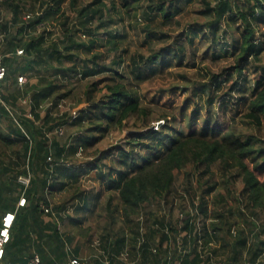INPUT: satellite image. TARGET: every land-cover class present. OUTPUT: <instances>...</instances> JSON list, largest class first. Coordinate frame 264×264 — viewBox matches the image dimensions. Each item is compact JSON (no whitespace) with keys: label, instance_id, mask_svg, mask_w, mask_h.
<instances>
[{"label":"trees","instance_id":"obj_1","mask_svg":"<svg viewBox=\"0 0 264 264\" xmlns=\"http://www.w3.org/2000/svg\"><path fill=\"white\" fill-rule=\"evenodd\" d=\"M155 43L162 45L142 52ZM0 54V213L25 199L0 264H30L34 255L40 264L51 256L68 264L67 245L70 256L81 245L103 250L94 264H122V253L134 260L131 252L140 264H264V223H251L264 210V141L239 129L242 122L260 129L264 121V0H0ZM209 57L232 64L222 73L202 69L201 81L182 75L184 88L197 85L183 106L159 114V131L145 125L130 134L128 149L96 151L92 166L101 179L96 192L87 190L82 178L89 171L80 168L88 159L76 157L89 156L92 145L130 117L145 121L152 114L138 86ZM199 73L193 75L200 79ZM97 77L85 85L84 105L78 100L57 112L72 96L65 90L73 81ZM233 93L245 107L236 121ZM107 154L108 166L101 164ZM215 165L222 187L213 182L198 202L180 206L185 220L173 218L166 209L179 194L176 175L184 171L193 191L201 186L193 173L212 175ZM236 180L239 198L230 188ZM231 200L243 204L240 218ZM153 203L165 213H149ZM65 218L69 229L62 230ZM84 223L92 226L78 232Z\"/></svg>","mask_w":264,"mask_h":264},{"label":"rangeland","instance_id":"obj_2","mask_svg":"<svg viewBox=\"0 0 264 264\" xmlns=\"http://www.w3.org/2000/svg\"><path fill=\"white\" fill-rule=\"evenodd\" d=\"M162 44L160 43H155L152 44L151 46L147 47V48H143L142 52L146 53V54H150L153 53L155 51V49H157L158 47H160ZM195 48H198L199 50L204 48L202 47L200 44H196ZM191 50H188V57L186 59V62L191 63L192 58H190L189 54H190ZM195 63H196V67L195 69L193 68H172L171 70H169L170 74H162L159 76H155L152 79L147 80L146 82H144L143 84H140L138 87V93L140 95L141 101H142V105H146L148 106L151 111L152 114L145 120L143 121V119L141 117H137L132 116L130 117L127 121H125V126L121 129H114V130H109L105 136H103L101 138L100 141H98L96 144L92 145V147H90L87 151V154L89 156H85L80 158V156H77L76 158L79 159L80 161H85V159H88V161L84 164H81V168L80 169H84L87 170L88 174L86 173L85 176H83L82 178V185L87 189V190H92L94 192L97 191L98 189V185H99V180L101 179V177L99 176V170H97L93 165V160H94V154L96 153V151L99 152H109L110 150L112 151L114 149V147H116L117 145H121L123 147H125L126 149H128V145H126V138L130 136V134L133 133H138L140 131H144L142 130L143 127L145 125H148L147 129H149L150 127L155 130V126L156 123L159 121V114L161 113H168L169 111L173 110L176 107H181L183 106L185 100L191 96V93L194 91V89H196L197 85L195 86H189L188 88H184L183 87V79H182V75H185V78L192 79L194 81H201L203 79L202 74L203 71L202 69L204 68H209L210 71H212V73H222L225 70H227L230 65L232 64V59H219V60H211L210 57L207 58L206 60H204V62L200 63L199 60L196 58H194ZM190 66V65H189ZM197 71L200 72V79L197 76H194L193 73ZM101 77H97V78H91L85 81H73V85L69 86L65 91L71 89L72 91V96L68 97L64 100H62L59 104V107L57 110V112L59 114H63L65 112H68V110L70 109V107L74 104H77L78 100H81L82 103L80 104V106L84 105V101H83V91L85 90V85L87 82H92V81H96L98 79H100ZM26 81V80H25ZM231 87L230 85H226L223 87L222 89V93H224L228 88ZM194 88V89H193ZM221 91L217 93V95H220ZM231 97V102L233 104H236V106H238V115L233 116V119L239 120L240 117L244 114L245 112V107H244V103L243 102H237L238 100V95L237 93H233L229 95ZM228 99V98H226ZM192 108V106H191ZM190 108V109H191ZM214 110H216L217 106H214ZM190 111V110H189ZM56 112V111H55ZM163 124L160 125V127L157 129V131H159L161 129ZM166 128H168V130L171 129L172 125L170 124H166L165 126ZM185 131H188V128L184 127L183 128ZM239 129L241 131L243 130H248L251 131L253 133L256 134V136H258V138H260L261 140L264 141V121L262 122V126L260 129H253L251 128L246 122H242V125L239 127ZM147 131V130H146ZM115 154L117 156H119L118 151H115ZM108 158H105L101 164L103 165H109L110 163V156L108 155ZM83 170V171H84ZM211 173L209 176H199V173L201 171H199L198 173H193L194 175V179L196 178L195 182L200 180L201 181V186L200 187H195L192 190H189L186 186V178L184 176V171H181L180 173H178L175 177V183H174V189H176L178 191V195L175 198L176 200H174L173 203H175L173 208L171 207V203H168V209L164 208L160 211V207L158 204L153 203L149 208V213H153V214H164L165 213V209L168 211L170 210V214L173 218H177L178 216L181 217V221L185 220V217H182L180 215V206L185 203L184 205H190V201L192 198L196 199V202H198L199 197L201 196V194L203 193V191H205L206 189L209 188V186L213 183L216 182L218 185H220L218 188L222 187L221 181H222V177L220 176V169L218 165H215L211 168ZM94 179H97L98 181H95ZM208 181V182H207ZM207 182V183H206ZM232 189L233 195H235L236 198H239V193L242 189V185L240 183L239 180L234 181L233 186L230 187ZM218 192L215 190V193ZM63 194H59V195H55L54 196V200L55 201H60L63 198ZM108 197L109 194H105L103 195V197L101 198V202L99 207L97 208V212L100 214H103L105 212V205L108 201ZM210 201H212V196H210ZM230 203H233V208H234V215L236 218H240V213L243 212V214L245 213V208L243 206V204H240L239 202H233L231 200ZM73 205H70V208L68 211H72ZM242 219V218H241ZM240 219V224L243 223L241 222L242 220ZM180 221V222H181ZM260 221L262 223H264V210L260 211L258 214V220H251V223L254 225H257V223H260ZM69 222L68 218H65L64 223L61 224V229L63 230L64 227L67 226ZM201 223L203 222V220L201 219L200 221ZM90 223H84L81 227V229L78 232H84L86 227L90 226ZM92 226V225H91ZM95 227V226H94ZM98 233V232H97ZM97 235V234H96ZM100 235L98 234L97 237H99ZM93 247H97L98 246V240H94V242L92 243ZM185 248L184 247H180L179 248V252L182 253L184 252ZM133 253V252H131ZM140 256L138 254H136V257H134V264H139L140 262ZM121 259L123 260H128L127 259V255L126 253L122 254ZM133 262V260H129V262Z\"/></svg>","mask_w":264,"mask_h":264},{"label":"built area","instance_id":"obj_3","mask_svg":"<svg viewBox=\"0 0 264 264\" xmlns=\"http://www.w3.org/2000/svg\"><path fill=\"white\" fill-rule=\"evenodd\" d=\"M17 54L18 55L22 54V51H17ZM2 60H3V56L0 54V87L5 78V67L3 66ZM18 83L19 85L25 83V78L19 77ZM161 124H164V122L158 121L156 123L155 130H157ZM59 134H62L61 129H59ZM21 182L26 186L28 185L29 178L21 179ZM24 205H25V199L24 197H21L18 201V206L22 207ZM45 211L47 212L48 210ZM14 219H15V213L7 212L2 216L0 221V263L3 259L5 246L10 241V231L13 226ZM30 264H40V258L37 255H34L33 258L30 260ZM69 264H84V262L79 261L77 259H71ZM214 264H221V263H214Z\"/></svg>","mask_w":264,"mask_h":264},{"label":"crops","instance_id":"obj_4","mask_svg":"<svg viewBox=\"0 0 264 264\" xmlns=\"http://www.w3.org/2000/svg\"><path fill=\"white\" fill-rule=\"evenodd\" d=\"M20 199V198H19ZM19 199L17 200V202H16V206H15V208H14V210H11V211H7V212H13V213H15V219H14V223H13V226H12V232H11V235H10V241H11V239H12V234H13V230L15 229V227H16V225H17V213L19 212V209L20 208H22V207H24V206H22V207H20V206H18V201H19ZM7 212H5V213H7ZM4 213V214H5ZM3 213H0V221H1V218H2V216L4 215ZM64 229L66 230V229H69V225L67 224V226L66 227H64ZM63 229V230H64ZM97 235H98V233H96ZM97 235H96V237H97ZM95 250L93 251V250H90V249H88L87 247H85V246H80V250H79V253H78V255H76V256H70V255H73L72 254V248L69 246V245H67L66 247H65V251H66V254H68V258H67V260H66V262H68V264H69V262H70V260L71 259H77V260H79V261H82V262H84V264H94L93 263V259H94V255L95 256H104V252H103V250H99V249H97V248H94ZM123 254V253H122ZM134 256H135V254L134 253H132L131 254V257H133L134 258ZM50 262L52 261V262H54L55 264H63L64 263V261L62 262H60V260H57V258L55 257V256H51V259L49 260ZM104 261V260H103ZM121 261H123V263L124 264H134V260H133V262L131 261V262H129V260H123V259H121ZM143 262V260H142V258H140V262ZM46 263V264H51V263ZM140 262H139V264H140ZM122 263V264H123ZM142 264V263H141ZM221 264H223V263H221ZM243 264H250L247 260H244V262H243Z\"/></svg>","mask_w":264,"mask_h":264}]
</instances>
